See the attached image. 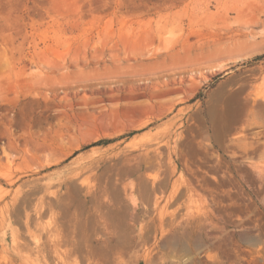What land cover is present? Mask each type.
Returning a JSON list of instances; mask_svg holds the SVG:
<instances>
[{
  "label": "rangeland",
  "instance_id": "374dc122",
  "mask_svg": "<svg viewBox=\"0 0 264 264\" xmlns=\"http://www.w3.org/2000/svg\"><path fill=\"white\" fill-rule=\"evenodd\" d=\"M0 264H264V0H0Z\"/></svg>",
  "mask_w": 264,
  "mask_h": 264
}]
</instances>
